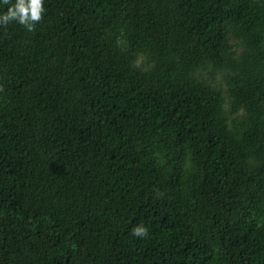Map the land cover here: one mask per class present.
<instances>
[{
    "label": "trees",
    "instance_id": "16d2710c",
    "mask_svg": "<svg viewBox=\"0 0 264 264\" xmlns=\"http://www.w3.org/2000/svg\"><path fill=\"white\" fill-rule=\"evenodd\" d=\"M42 5L0 24V264H264V0Z\"/></svg>",
    "mask_w": 264,
    "mask_h": 264
},
{
    "label": "clouds",
    "instance_id": "9594fccd",
    "mask_svg": "<svg viewBox=\"0 0 264 264\" xmlns=\"http://www.w3.org/2000/svg\"><path fill=\"white\" fill-rule=\"evenodd\" d=\"M3 3L8 4V8L6 12L0 13V24L18 21L31 30L33 22L41 19L42 0H14L12 3H9V0H3ZM146 234L147 229L144 226H137L133 229V235L135 236Z\"/></svg>",
    "mask_w": 264,
    "mask_h": 264
}]
</instances>
